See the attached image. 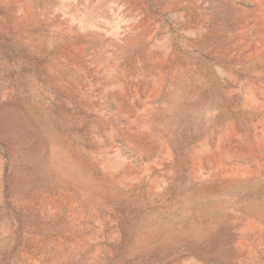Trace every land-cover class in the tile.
Returning a JSON list of instances; mask_svg holds the SVG:
<instances>
[{
    "label": "rangeland",
    "instance_id": "374dc122",
    "mask_svg": "<svg viewBox=\"0 0 264 264\" xmlns=\"http://www.w3.org/2000/svg\"><path fill=\"white\" fill-rule=\"evenodd\" d=\"M0 264H264V0H0Z\"/></svg>",
    "mask_w": 264,
    "mask_h": 264
}]
</instances>
